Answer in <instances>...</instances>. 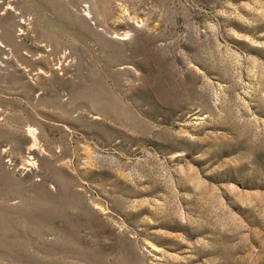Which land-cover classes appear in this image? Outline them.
Segmentation results:
<instances>
[{"label":"rangeland","instance_id":"obj_1","mask_svg":"<svg viewBox=\"0 0 264 264\" xmlns=\"http://www.w3.org/2000/svg\"><path fill=\"white\" fill-rule=\"evenodd\" d=\"M0 264H264V0H0Z\"/></svg>","mask_w":264,"mask_h":264}]
</instances>
